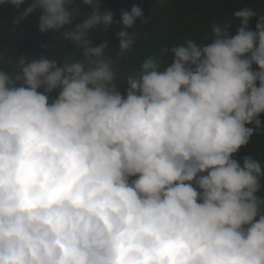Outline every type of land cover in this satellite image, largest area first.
Masks as SVG:
<instances>
[{"label":"clouds","instance_id":"9594fccd","mask_svg":"<svg viewBox=\"0 0 264 264\" xmlns=\"http://www.w3.org/2000/svg\"><path fill=\"white\" fill-rule=\"evenodd\" d=\"M36 10L75 49L0 68V264H264V163L235 156L264 134V15L239 5L120 75L140 6L32 0L13 24Z\"/></svg>","mask_w":264,"mask_h":264},{"label":"trees","instance_id":"16d2710c","mask_svg":"<svg viewBox=\"0 0 264 264\" xmlns=\"http://www.w3.org/2000/svg\"><path fill=\"white\" fill-rule=\"evenodd\" d=\"M257 6L264 4V0H250ZM32 0H24L19 9L11 6L7 0H0V68H8V60L24 53H35L41 50V45H54L60 43L57 35L56 41L53 33L43 34L38 30L39 10L34 11L18 24H13L15 17L23 11ZM101 7L110 9L114 19H119L122 9H130L133 4L141 7L144 17L150 15L146 25L141 26L140 18L135 21L140 32V38L133 49L120 64V75H126L138 67L147 56L158 54L164 46L171 47L182 43L186 38L199 42L210 32L213 21L232 19V13L240 4L234 0H99ZM244 6V5H243ZM85 9L87 6H83ZM260 7V6H259ZM264 10V7H260ZM78 21H74L76 23ZM254 28L255 20L249 25ZM70 27V26H65ZM116 29H110L104 35L95 37V44L107 40L109 47L117 43ZM75 46L68 40L56 47H51L48 56L60 62ZM107 50V49H106ZM256 66L253 65V68ZM126 83L121 85L123 92ZM55 95V93H53ZM260 119L264 122V114ZM252 127V125H247ZM243 153L251 154L264 163V134L253 132L249 144L235 154L239 158Z\"/></svg>","mask_w":264,"mask_h":264},{"label":"water","instance_id":"95a60500","mask_svg":"<svg viewBox=\"0 0 264 264\" xmlns=\"http://www.w3.org/2000/svg\"><path fill=\"white\" fill-rule=\"evenodd\" d=\"M234 1H237L246 7L252 8L255 12H257L260 15H264V10L261 9L256 4H254L253 2H251L250 0H234Z\"/></svg>","mask_w":264,"mask_h":264}]
</instances>
